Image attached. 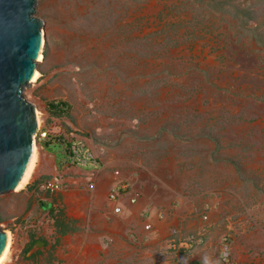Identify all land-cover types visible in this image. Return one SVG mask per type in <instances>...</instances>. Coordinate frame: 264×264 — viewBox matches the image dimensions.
Here are the masks:
<instances>
[{"label":"rangeland","instance_id":"rangeland-1","mask_svg":"<svg viewBox=\"0 0 264 264\" xmlns=\"http://www.w3.org/2000/svg\"><path fill=\"white\" fill-rule=\"evenodd\" d=\"M33 16L39 76L22 96L59 161L72 133L169 205L223 197L247 219L255 200L264 236V0H35ZM44 180L37 198L0 194V215L36 206Z\"/></svg>","mask_w":264,"mask_h":264},{"label":"crops","instance_id":"crops-1","mask_svg":"<svg viewBox=\"0 0 264 264\" xmlns=\"http://www.w3.org/2000/svg\"><path fill=\"white\" fill-rule=\"evenodd\" d=\"M51 145L40 148L24 188L37 198L33 194L37 182L55 176L66 188L40 193L36 206L31 205L21 216L11 217L9 211L2 210L1 230L10 235L3 264H222L219 238L223 234L229 235L233 264H264V236L255 216V200L247 219L231 210L223 197L194 193L169 205L168 199L159 200L156 188L143 186L132 205L127 202L128 194L110 202L107 192L115 180V169L102 163L92 189L85 190L82 183L86 169L61 167V161L49 149ZM44 174L47 177H42ZM118 178L135 179L133 187L138 189L134 174L126 177L119 170ZM115 207L120 208L118 213H113ZM144 212L146 219L141 217ZM158 213L164 216L159 218ZM144 224L149 230H143ZM172 230L175 242L193 236L201 238L202 243L170 247Z\"/></svg>","mask_w":264,"mask_h":264},{"label":"water","instance_id":"water-1","mask_svg":"<svg viewBox=\"0 0 264 264\" xmlns=\"http://www.w3.org/2000/svg\"><path fill=\"white\" fill-rule=\"evenodd\" d=\"M35 0H0V194L13 192L34 145L35 107L22 96L41 48ZM6 234L0 229V254Z\"/></svg>","mask_w":264,"mask_h":264},{"label":"built area","instance_id":"built-area-1","mask_svg":"<svg viewBox=\"0 0 264 264\" xmlns=\"http://www.w3.org/2000/svg\"><path fill=\"white\" fill-rule=\"evenodd\" d=\"M50 132L37 127L36 132L34 134V143L37 146L45 145L50 138ZM54 137V136H53ZM43 143V144H40ZM51 144V143H49ZM53 144L60 146L61 148V167H77L80 169H86V174L84 175V180L82 186L85 190H90L93 187V179L95 173L100 170L103 165L99 162L98 158L94 155V153L77 137H75L72 133H60L57 137H55V141ZM115 180L112 181L109 185L107 192V200L110 202H116L122 195L128 194L127 202L128 204H134L139 196L140 192L138 189L134 188L135 179H121L118 178V171H114ZM40 189L47 191L49 193L62 191L66 188V185L62 183L57 176L44 180L39 186ZM174 205V204H173ZM113 213H118L120 211L119 207L113 208ZM164 216V213H158V217L161 218ZM142 218H147L146 212L142 213ZM205 219V217H202ZM149 225L144 224L143 230H149ZM171 238L169 240V246L173 247L175 244H182L186 247H190L192 244H201V238H194L193 236H187L181 238L180 240H174L175 230L171 232ZM219 258L222 264H233L230 261V239L228 234H223L219 238Z\"/></svg>","mask_w":264,"mask_h":264},{"label":"bare ground","instance_id":"bare-ground-1","mask_svg":"<svg viewBox=\"0 0 264 264\" xmlns=\"http://www.w3.org/2000/svg\"><path fill=\"white\" fill-rule=\"evenodd\" d=\"M36 61L40 62L41 61V52L39 51L36 57ZM38 72L36 70L33 71L30 82H35L38 79ZM35 117H36V125L38 127L40 120H39V113L37 111H35ZM36 161V147L35 145H32V151H31V155L30 158L28 160V163L25 167V170L22 174V177L20 178V181L18 182L17 186L15 187L14 191H18L20 189H22L25 184L27 183L30 173L33 169L34 163ZM6 234V244L4 246V249L2 251V253L0 254V264H3L8 252H9V246H10V235L8 232H5Z\"/></svg>","mask_w":264,"mask_h":264},{"label":"trees","instance_id":"trees-1","mask_svg":"<svg viewBox=\"0 0 264 264\" xmlns=\"http://www.w3.org/2000/svg\"><path fill=\"white\" fill-rule=\"evenodd\" d=\"M48 111L53 115H61L65 111L66 107L60 103H49L47 105Z\"/></svg>","mask_w":264,"mask_h":264}]
</instances>
